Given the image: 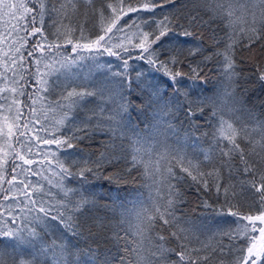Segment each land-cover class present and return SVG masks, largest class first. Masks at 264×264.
<instances>
[{
  "label": "trees",
  "instance_id": "trees-1",
  "mask_svg": "<svg viewBox=\"0 0 264 264\" xmlns=\"http://www.w3.org/2000/svg\"><path fill=\"white\" fill-rule=\"evenodd\" d=\"M12 2L19 3V0ZM24 2L29 7L37 9L32 15H36V26L42 27L44 36L49 42L55 41L57 36H60L59 42L62 47L59 51L69 57L76 54L71 50L72 44L64 42L65 37L61 33L70 32L68 38L73 41L80 39L81 43H87L95 40L99 35H104L102 24L109 25L116 15L120 16L116 28L124 25L126 21L136 20L145 31H158L155 28L156 21L167 15L172 20L176 33L181 30V25L193 33L189 37H179L183 42L179 49L183 63L172 67L174 71L179 70L185 75L177 77L178 83L173 86L162 70L157 71L158 65H149L144 59H137L143 51L141 48L133 47L138 40L134 37L131 42L125 39V33L130 36L136 31L135 28H125V32L119 33L113 28L112 33L107 34L108 36L115 34L112 43H123L129 51L114 48L113 51L119 53V57L110 56L106 52L100 55L95 49L92 52L81 51L80 55L86 59L78 61V67L72 69L76 76L75 82L69 84V87H77L78 90L87 89L93 91L95 95L86 96L78 106L69 110L67 107H56V102L61 101V95H66L64 77L59 74L48 76L47 91H40L41 84L37 82L34 59L27 58V51L41 39L40 34L29 35L23 30L14 31L13 25L19 24L22 28L25 21L0 13V41H3L0 42V48L7 51L8 46L11 45L13 51L9 52V55H13L15 48L24 40L27 41L21 52L27 58L25 64L30 67L32 75H25L28 84L24 87V91L34 98L37 96L47 98L38 100L35 105L38 110L36 115L41 123L34 126L28 137L38 134L41 138H51L49 132L43 129H58L55 135L70 137L72 138L70 142L73 144V147L67 148L66 145H47L33 140L32 156L37 163L23 167L38 169L40 175H32L30 172L25 175L21 172V168H17L15 173L17 180L26 179L33 184L42 185L43 200L48 201L52 206V215L57 211H62L65 215L72 214L71 205L81 197L90 202L80 213L75 214L80 224L78 236L67 232L56 220L48 219L44 224L35 225L40 233V242L34 248H27V252L31 253L28 258L35 256L40 264H52L51 253L41 254V244L50 246L54 240L57 245L64 243L71 249L72 255L67 257L71 264H103L105 258L112 260L123 255L124 241H118L117 234L123 236L127 224L120 223L121 212L125 211V208L132 209L137 201H143L150 206V196L164 204L169 195L167 169L171 167L175 176L181 177V179L172 178L170 181L174 186L173 212L180 227L188 230L186 243L191 247L200 248L199 255L208 256V259L201 260L200 264H236V258L241 255L240 248L245 245V239L243 237L230 239L229 234L236 236L237 229L245 222L239 216L230 215L229 212H238L240 216L257 214L260 206L257 199L259 194L246 183L248 177L243 172L244 165L238 155L229 160L227 157H221L217 151H212V159L209 162L204 160L202 150L210 149L213 143L212 133L217 123V119L211 116L213 107H222L226 117L230 116L229 108L237 109L235 116L240 117V120L236 121L237 124L248 125L250 131L259 122H264V81L259 78L261 71H264V48L258 45H254L251 49L242 47L243 41L235 45L234 60L237 75L230 80L224 72L223 55H216L217 52L223 53L230 43V29L221 19H210V14L205 11L202 0H174V3H163L161 0L162 6L156 7L153 12L142 8L136 12H128L127 6L138 8L143 0H123L126 15L119 12L120 0H92L91 3L88 0H75V8H72L67 0H44L46 10L42 25L38 14L39 0H24ZM109 3L117 8L116 13L108 7ZM61 4H65L66 7L60 9ZM54 9L60 10L54 11ZM101 9L104 11L103 21L99 15ZM237 9V15H240L239 5ZM193 17L196 18L195 21ZM235 27L239 29V21ZM81 30L84 39H81ZM10 31L12 34L9 36ZM5 36H7L6 40H4ZM105 38L107 39V36ZM176 39V34L170 32L157 44L152 45L160 60L168 61L174 54ZM197 48L200 51L195 55H189V49ZM40 55V52L35 53V56ZM144 55L147 56V53ZM205 57L211 59L205 60ZM0 58L6 59L2 53ZM124 59L128 60L127 78L114 75L116 72L125 71ZM28 60H32L31 65H28ZM190 65L199 66L200 69L199 78L195 81L189 78ZM40 68L43 69V62ZM8 75L11 76V73ZM20 85H24V80H20ZM154 92H158L163 98L161 104L166 102L170 105L171 112L168 115H164L158 105L149 106L148 99ZM19 99L31 104L27 95ZM121 102L127 105V111L120 110ZM0 103L7 102L0 100ZM61 103L66 102L61 101ZM49 104L55 108L54 111L49 109ZM201 107L202 112L199 110ZM190 108L194 114L189 113ZM64 112H68L67 118L64 119L63 124H57ZM157 113L160 115L158 116ZM161 116L172 125V128L161 120ZM235 116L231 118L235 119ZM27 118L29 117L25 109V119ZM36 129L41 130L36 133ZM121 132L124 135H121ZM135 132L149 137L148 144L154 145L151 160L153 163L156 160L160 161V171L155 173L156 183L143 175V167H131L128 137L133 136ZM252 135L258 138L257 132H253ZM239 142L247 153L249 146L243 139ZM37 147L43 149L46 155L43 164H40L42 156L37 154ZM52 153H55V157ZM178 157L185 158V166L187 160L190 159L195 163L199 159L202 161L201 172L207 173L215 169L218 170V176L213 172L212 176L200 177L199 179L207 180L205 187L181 170ZM8 159L9 163L4 166V181L0 182V205H13L16 208L14 214L19 216L21 215L19 207L22 205H17V201L11 198L7 201L3 199L7 194L4 190L10 187L6 177L8 180L13 175L11 157L9 156ZM57 159L68 168L71 175L61 174L56 163ZM148 159L149 157L146 156L145 160ZM248 159L256 161L258 167L264 169V161L260 156L252 154ZM48 161H51V164ZM15 163L22 165L23 162L16 160ZM87 168L92 170H85L83 175H80L81 169ZM49 180L52 181L51 184ZM217 184L220 186L219 191ZM19 187L20 185L16 183L15 188ZM226 187L227 194L224 192ZM64 189L71 190L67 196ZM157 190L163 199L157 197ZM17 197L21 201L24 199L19 193ZM37 199L39 200L40 197L37 196ZM61 202L68 204L69 207H63ZM3 211L4 208H0V212ZM35 214L33 212L29 215ZM24 223L17 220L16 224L8 226L24 227ZM0 227L3 225L0 224ZM173 231L179 232V228L157 221V227L152 233L154 241L157 233L164 235L165 246L174 250L166 254L169 264L178 260L175 251L180 250L176 238L171 235ZM12 244L13 241L9 238L0 237V255L6 264H13L16 256ZM204 245L207 247L205 248ZM147 247L151 246L146 243ZM144 255H147V251Z\"/></svg>",
  "mask_w": 264,
  "mask_h": 264
},
{
  "label": "snow or ice",
  "instance_id": "snow-or-ice-1",
  "mask_svg": "<svg viewBox=\"0 0 264 264\" xmlns=\"http://www.w3.org/2000/svg\"><path fill=\"white\" fill-rule=\"evenodd\" d=\"M68 4L72 8L76 7L75 0H67ZM89 3L92 0H88ZM205 11L210 14V19H221L227 28L230 29L229 40L230 43L227 45L223 53L217 52L216 55H223L224 57V72L228 79H232L237 75L235 72V60H234V46L240 44L242 47L251 49L254 45H258L260 48H264V0H202ZM163 3H174V0H163ZM119 12L126 15L127 12L124 11L123 0H120ZM237 5H239L240 15H237ZM162 6L161 0H143L138 8L127 6L128 12H136L139 8L145 11L153 12L156 7ZM65 4L60 5V9H64ZM109 8H112L113 13L117 12V8H114L111 3L108 4ZM60 9H54V11H59ZM22 10V11H21ZM46 10L44 0H39L38 2V14L40 16L41 25L43 23V17ZM37 9L28 6L24 0H19V3H13L12 0H0V13L3 15H10L13 18H19V20H24L25 23L21 28L19 24L13 25L14 31L23 30L29 33V35L40 34L41 39L33 44L31 50L27 51V58H33L34 64L36 66V75L38 77L37 82L41 84L40 91H47V77L53 74H59V76L64 77L65 86L64 93L61 95V101L66 103H61V101L56 102V107L64 108L67 107L71 110L73 107L78 106L80 101H82L86 96H93L95 93L87 89H77V87H69V84L75 82L76 74L72 71L74 67H78V61L86 59L84 56L80 55L81 51L87 50L92 52L93 49L102 55L107 53L108 55H116L119 57V53L114 52V48H121L123 51H129L128 48L123 46V43L113 44V36H108V33H112L113 28H116V24L120 19L119 15H116L112 22L102 28L104 35H99L95 40L88 41L87 43H81L80 39L73 41L68 38L70 32L61 33L65 37L64 42L72 44V52L76 55L69 57L63 55L59 50L62 47L60 41V36L58 35L55 41L49 42L47 37L44 36L42 27L36 26V15H32ZM99 15L101 20H104L103 9L99 10ZM30 17V19H26ZM193 21L196 20L195 17L192 18ZM237 21L240 22V27L237 30L235 27ZM31 25V27H29ZM181 30L176 33L173 26L172 20L169 16L165 15L162 19L157 20L155 28L158 31H145L141 28L140 24L136 23V20L131 22L126 21L124 25L116 28V31L125 32V28H135L129 36L125 33V39L131 42L134 37L138 40L133 47L141 48L143 51L137 59H144L149 65H158L157 71L162 70L164 75L168 76L173 86H175L178 81L177 77L185 75L179 70H173L172 65H178L183 63L180 59V47L182 41L179 37H189L193 33L180 26ZM176 34V49H174V54L171 55L168 61L160 60L156 50L152 49V45L157 44L162 37L167 36L169 33ZM233 33H235V38H233ZM11 31L8 33L10 36ZM107 36V39L105 38ZM7 36L4 37V40ZM81 39H84L83 31L81 30ZM3 42V41H0ZM27 41L24 40L19 47L15 48L13 55H9V52L13 51L11 45L8 46V50L5 51L0 48V53L6 59L0 58V100H4L7 103H0V182L4 181V166L9 163L8 157H11V178L6 182L10 186L5 189V194L3 199L7 201L8 199H13L17 201V205H22L19 207V212L21 215L17 216L14 214L16 208L13 205H0V208H4L3 212H0V237H7L13 241L12 248L16 256L13 259V264H40L39 260L32 256L31 259L28 257L31 253L27 252L28 247H35L38 242H40V233L37 231L35 225L44 224L46 220H56L59 221L63 228L70 232L73 236L80 235V224L78 223L76 213H80L82 209L90 202L81 197V199L71 205L70 211L72 214L65 215L62 211H57L55 215H52V206L48 201L43 200V193L41 192L42 185L33 184L30 180H17L16 169L21 168V172L27 175L29 172L32 175H40L38 169L24 168L23 165L31 166L37 161L33 158V144L32 141L36 140L42 144H55L57 146L66 145L67 148L73 147L70 142L72 138L70 137H58L55 135V131L58 129L49 130L44 128L43 130L49 132V137L41 138L38 134H34L31 138L28 137V133L33 131L35 125L40 124V118L36 115L37 108L35 105L38 100H46V97H33L24 91V87L28 84L25 79V75H32L29 66H26L25 60L27 59L21 48ZM15 43V40H13ZM197 49H189V55H195ZM36 52H40V56H35ZM19 55H16V54ZM147 53V56L144 55ZM95 59V57H89ZM211 57H205V60H209ZM43 62V69L40 68ZM32 64V60H28V65ZM59 65V67H57ZM123 67L125 71L123 73L116 72L115 76L127 78L128 60H123ZM191 68L190 79L195 81L199 78V66ZM11 73V76L8 74ZM139 78V74H138ZM260 80L264 81V71H261ZM20 80H24V85H20ZM19 85V87H17ZM27 95V99L31 101L28 104L21 99ZM230 95V93L228 94ZM162 97L158 92H154L153 96L149 97V106L153 104L160 106L161 111L164 115H168L171 112L170 105L168 103L161 104ZM123 100V98H121ZM15 106V110H13ZM43 106V105H42ZM50 110H55L51 104L48 105ZM121 111H127V105L123 102L119 105ZM25 109H27L28 117L25 119ZM201 112L203 108L199 109ZM237 109L229 108V117H226L224 109L222 107H213L211 116L217 119L215 129L212 133L213 143L208 150H202L204 152V160L211 162L212 151H217L221 157H227L231 160L234 156L238 155L240 161L243 163V172L248 177L246 183L248 186L258 193L257 199L260 202L259 210L255 215L240 216L238 212H229L230 215L239 216L241 220L247 221V223L242 224L236 231V236L229 234L230 239H238L243 237L245 239V245L240 248L241 255L236 258V264H264V169L258 167L256 161H250L248 159L249 155L255 154L260 156L261 160L264 161V122H259L256 126L249 130V126L246 124H237L236 121L240 120L239 116H235ZM190 114H194L193 110L189 109ZM159 116L160 113H157ZM68 116V112H64L57 124H63L64 119ZM231 116H235L232 119ZM47 117H45L46 119ZM115 119V118H113ZM161 120L163 117L161 116ZM169 128L172 125L167 121L163 120ZM41 129H36L38 133ZM115 131V129H113ZM174 131V130H173ZM257 132L258 138L253 136L252 133ZM121 135H124L121 132ZM23 138V139H21ZM240 139H243L245 144L249 146V150L246 153L245 149L241 147ZM128 156H130V164L132 168L138 166L143 167V175L146 178L153 179L156 183L155 173L160 171V161L156 160L154 163L151 160L152 150L154 145L148 144L149 137L141 136L139 132H135L133 136L128 137ZM7 146L6 148L4 146ZM147 145V146H146ZM259 148V151H257ZM37 154L42 156L40 164H43L46 155L43 149L37 147ZM55 157V153H52ZM149 157L145 160V157ZM22 161V165L16 164L15 161ZM177 161L181 167V170L186 172L192 177L194 181L202 183L207 187V180L199 179L203 176H212L213 172H216L218 176V170L213 169V171L204 173L200 171V164L202 161L199 159L194 163L192 160L186 161L185 158L178 157ZM51 164V161H48ZM57 166L60 168L62 175H71L68 168L63 165V163L57 159ZM91 171V168L81 169L80 175H83L84 171ZM168 171V188L169 195L164 204H161L159 200H154L150 196L151 205L145 204L143 201H137L132 209L125 208V211L121 212L120 223L127 224V228L124 229V235L119 236L117 234V239L124 241V246L122 249L123 255L119 257H114L112 260L105 258L103 264H169L166 254L174 251L165 246V236L157 233L155 241L153 240V230L157 227V221H162L164 225H172L179 228V232L173 231L171 235L176 238L179 244V251H175V255L178 260L172 262V264H200L201 260H207L208 256L199 255L201 252L200 248L191 247L190 244L186 243L188 240L187 232L188 230L180 227L178 219L175 217L173 208V188L170 181L172 178L181 179V177H176L172 168L169 167ZM49 184L52 183L51 180L48 181ZM20 185L19 188H15V184ZM217 191H219V184L216 185ZM67 196L70 189L63 190ZM227 194L228 188L224 189ZM17 193L23 196L24 199L21 201L17 197ZM157 197L163 199L159 190L156 193ZM178 195V193H177ZM37 196L40 199H37ZM61 205L68 208L69 205L61 202ZM124 207V206H122ZM35 212V215H29ZM7 213V217H5ZM17 220H21L24 223V227H10L9 224H16ZM258 222V223H257ZM147 245L151 247L146 248ZM206 248L207 245H204ZM147 251V255H144ZM215 251V249H213ZM51 253L52 264H71L67 257L72 255L71 249L68 248L64 243L56 244L54 240L50 246H44L41 244V254L47 255ZM0 264H6L2 255H0Z\"/></svg>",
  "mask_w": 264,
  "mask_h": 264
},
{
  "label": "rangeland",
  "instance_id": "rangeland-1",
  "mask_svg": "<svg viewBox=\"0 0 264 264\" xmlns=\"http://www.w3.org/2000/svg\"><path fill=\"white\" fill-rule=\"evenodd\" d=\"M71 50H72V47H71ZM6 181H7V177H6ZM255 215V214H254ZM244 216H246V215H244ZM245 223H247V221H244ZM258 223V222H257ZM261 226H264V225H261Z\"/></svg>",
  "mask_w": 264,
  "mask_h": 264
}]
</instances>
